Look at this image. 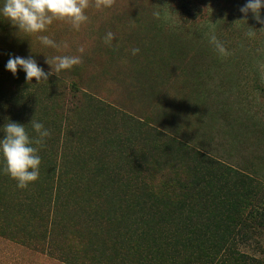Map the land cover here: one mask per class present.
<instances>
[{"label":"rangeland","instance_id":"374dc122","mask_svg":"<svg viewBox=\"0 0 264 264\" xmlns=\"http://www.w3.org/2000/svg\"><path fill=\"white\" fill-rule=\"evenodd\" d=\"M189 1L202 9L201 18H183L180 0H115L100 9L90 0L79 30L54 20L37 34L19 32L0 14V139L9 121L25 125L30 138L36 137L32 119L51 131L43 146L34 145L40 149L39 179L26 189L3 172L0 154V264H83L72 261L71 248L88 264L129 260L131 252L119 248L132 237L131 229L119 230L117 242L112 235L116 222L134 217L135 199L126 185L131 189L140 181L162 188V177L173 167L191 175L197 166L177 148L168 149L169 141L192 148L193 157L202 154L205 166L212 160L232 172L210 178L214 217L201 214L208 204L201 196L186 202L195 204L194 222L215 219L213 225L194 232L183 225L192 219L185 215L168 252L177 256L179 248L185 264H215L233 245L264 263V231L238 235L231 228V216L250 191L239 179L264 185V24L239 11L247 0ZM213 28L229 55L220 56L209 42ZM249 31L255 36L248 37ZM108 32L115 36L111 44L105 43ZM41 35L60 47L43 45ZM134 48L140 49L136 55ZM10 55L31 56L45 72L51 71L46 59L57 55H79L82 63L48 81L27 82L22 69L15 76L6 69ZM73 84L106 103L108 113L85 100L78 107ZM131 156L129 170L124 162ZM118 166L130 175L117 174ZM197 173L203 180L213 174ZM76 235L84 240H73Z\"/></svg>","mask_w":264,"mask_h":264},{"label":"trees","instance_id":"16d2710c","mask_svg":"<svg viewBox=\"0 0 264 264\" xmlns=\"http://www.w3.org/2000/svg\"><path fill=\"white\" fill-rule=\"evenodd\" d=\"M179 11L182 17L186 19H192V17L196 18L197 16L195 15H198L199 18L202 17V9L191 3L189 0H180ZM3 71V66L0 64V73ZM72 89L73 98L75 99L76 104H78V107L81 102L85 100L89 104H92L96 110L108 113L107 110H109V108L106 103L104 104L96 98L88 96L85 92L80 90L77 84H73ZM126 121L131 123V118L127 117ZM155 134L159 137L162 135L157 130H155ZM165 146L169 147L168 149L170 150L177 148L182 153L187 154L190 157L188 162L194 161L197 166H194V172L192 169L190 170L193 172L191 175L187 173L184 174L183 171L173 167L171 173L167 175L164 174L162 177V188H154L149 183H141L140 181H138V186H133L134 188L131 187V189V183L126 185V190L129 191V198L133 200L135 199V206L132 207V210H134V217L133 220H119V222L114 224L115 227L112 231V235L114 234L115 241L117 242V239H121L118 236L119 234H117L119 230L127 228L129 231V228L131 229L132 237H130V240H127V238L121 240L126 243V246L119 248L120 251H125L126 253H128V251L131 252L129 260L122 264H185L179 257V248H176L177 250H175L177 256L168 252V248L171 246V236L182 229L180 223L184 221H181V218L185 215H190L192 219L186 220L183 225L187 224L194 232L199 231L200 233L203 231L207 232L208 228L216 221L214 219L212 222L210 221V224H208V221L203 224L194 222V218H197V213L193 210L195 204L190 203L191 205L186 206V202L191 199L196 202L195 198L198 200L201 196L208 203L206 204L207 207H205V205L202 206L203 211L201 214H204L207 217H214L216 214L213 211L212 206L215 204V198L212 197L213 194L211 191L210 178H216L220 173L225 174V176L228 177L231 175L230 172L232 171L228 168L227 171H225L223 166L210 159V161H208L209 165L205 166L202 162L204 156L199 153L197 154L198 158L193 157L194 150L192 148H190V151L186 146L176 147L170 141L167 142ZM122 147L124 148L125 146L122 145ZM168 159L171 162L175 159V156ZM124 164L127 165L129 170H132L134 168L132 156L131 159L126 158ZM122 169L123 167L118 166L114 171L127 178L126 175L128 176L130 174L128 172L126 174L121 172ZM201 170H209L213 172V174L209 175V177L206 176L208 179L203 180L198 178L197 172L201 173ZM242 178L239 179L240 185L247 189L250 187V191L247 190L245 195H248V198L245 200L239 212L235 214L233 213L231 216V228L235 227V231L238 235H243L248 230L260 234L264 231V185L262 184V181L259 180L250 179L248 181ZM202 183L207 185H204L201 192L200 186ZM56 203L57 200H55V204ZM225 229L227 230V228ZM61 230L67 234L66 223L62 224ZM75 237L83 238L80 235H76L73 237V240H75ZM71 249V252H73L72 261H80L83 264H88L83 256H79L78 258L79 253L76 251L74 252L73 248ZM206 254H208V252ZM215 264L264 263L257 258L250 257L247 254L240 252L233 245H229L222 255L217 256Z\"/></svg>","mask_w":264,"mask_h":264},{"label":"clouds","instance_id":"9594fccd","mask_svg":"<svg viewBox=\"0 0 264 264\" xmlns=\"http://www.w3.org/2000/svg\"><path fill=\"white\" fill-rule=\"evenodd\" d=\"M115 0H94V6L97 9L111 8ZM92 6L90 0H5L0 14H2L19 32L27 34H37L46 30L54 20H62L69 22L72 27L79 30L81 25L87 22L88 16L86 10ZM261 9H264V0H247L239 11L245 16L249 12L253 14L254 19L264 24V18L261 17ZM159 17L160 13H154ZM248 37H254L255 32L246 33ZM41 43L45 46L58 48L55 41L48 36H39ZM115 36L112 32H108L105 37V43L111 44ZM209 42L214 46L220 56L229 55L224 44L221 43L215 33L214 28L209 33ZM64 48L68 45L65 43ZM84 52V47L78 49ZM133 55L139 53V48L131 50ZM51 66V71L45 72L37 61L29 56L27 58L21 56L10 55L6 64V69L14 76L19 69L26 74V81L31 82L33 78L40 83L48 81L53 74L57 75L61 71L70 70L73 66L82 63V57L79 55H57L45 61ZM264 71V65H261ZM31 126L36 133L35 138H30L26 131L25 125L9 121L4 125V138L0 139V154L3 156V172L17 181V187L26 189L30 183L39 179V166L41 157L39 147L43 146L46 139L51 136V131L47 129L43 123L34 119L31 120Z\"/></svg>","mask_w":264,"mask_h":264}]
</instances>
